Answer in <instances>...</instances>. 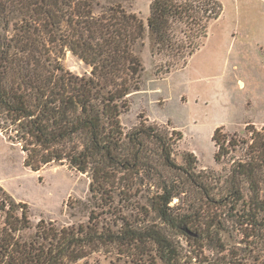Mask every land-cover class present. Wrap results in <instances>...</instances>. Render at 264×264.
I'll list each match as a JSON object with an SVG mask.
<instances>
[{
	"label": "trees",
	"instance_id": "trees-1",
	"mask_svg": "<svg viewBox=\"0 0 264 264\" xmlns=\"http://www.w3.org/2000/svg\"><path fill=\"white\" fill-rule=\"evenodd\" d=\"M97 7L0 0L3 132L14 128L32 171L57 164L87 174L93 202L85 224L33 227L27 204L0 188V264H78L102 250L124 264H264V127L242 139L217 129L215 160L227 166L212 173L197 171L191 152L177 162L182 134L149 120L125 131L121 122L141 90L137 44L149 33L159 52H181L180 27L206 37L222 5L153 0L146 23L120 3ZM68 51L89 74L65 70Z\"/></svg>",
	"mask_w": 264,
	"mask_h": 264
},
{
	"label": "rangeland",
	"instance_id": "rangeland-1",
	"mask_svg": "<svg viewBox=\"0 0 264 264\" xmlns=\"http://www.w3.org/2000/svg\"><path fill=\"white\" fill-rule=\"evenodd\" d=\"M97 1L98 12L120 3L146 23L153 0ZM218 1L222 14L210 22L206 37L180 27L176 35L183 51L159 52L149 33L137 44L135 52L144 65L141 90L130 97L131 107L121 116L125 131L149 120L175 131V137L182 134L175 146L177 162L182 164L183 154L191 152L198 159L197 171L212 173H222L227 166L215 160L217 129L242 139L246 128L264 127V0ZM61 57L65 70L80 76L90 73L71 52ZM168 66H174L170 72ZM6 126L0 117V188L17 203L27 204L33 227L42 219L61 227L87 223L93 208L90 177L57 164L32 171L25 166L14 128L3 132ZM4 219L0 211V229ZM117 260L116 253L102 250L78 264L125 263Z\"/></svg>",
	"mask_w": 264,
	"mask_h": 264
}]
</instances>
